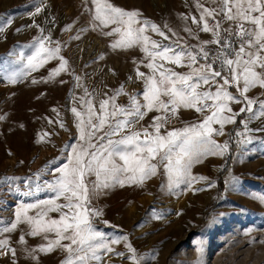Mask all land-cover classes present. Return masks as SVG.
I'll list each match as a JSON object with an SVG mask.
<instances>
[{
	"label": "snow or ice",
	"instance_id": "1",
	"mask_svg": "<svg viewBox=\"0 0 264 264\" xmlns=\"http://www.w3.org/2000/svg\"><path fill=\"white\" fill-rule=\"evenodd\" d=\"M91 2L95 6L94 21L103 27L117 25L104 33L107 36L120 35V39L110 45L113 49L135 46L144 53V60L140 63L149 72L140 71L139 66L136 68V79L142 81L143 91L129 93L121 84L118 89L110 90L111 94L103 93L97 106L96 94L89 93L85 88V96L78 98L79 108H71L76 118L77 143L65 145V162L51 169L54 175L52 182L44 181L45 190L54 193V196L34 203H21L14 211L13 220L7 223L0 221V234L13 232L20 224H27V235H43L47 243L27 249L36 260L38 253L61 249L65 253L61 264H105L103 257L107 254L126 258L132 264H142L145 257L137 254L127 236L108 238L95 228L93 217L102 216L103 213L101 209L91 206L92 199L104 189L117 184L121 187L125 184L142 185L157 173L161 163L173 186L185 184L190 188L192 183L208 179L193 176V164L201 162L208 155L223 156L228 151L227 141L220 144L214 139V136L224 134L226 124L236 123V117L241 113H247L249 120L264 119V99L247 95L252 88L264 89V0H219L216 8L204 7L198 0L199 19L192 16L191 22L197 25L200 32H210L213 36L211 40L199 41L198 45L181 44V38L168 25L161 27L142 18L139 10H125L108 0ZM41 11L38 6L36 13ZM210 20L213 23L210 24ZM224 22H229V27H223ZM12 23L11 18L3 20L0 33ZM165 29L177 38L172 40ZM184 30L196 35L190 27ZM149 31L162 40L152 39L147 34ZM46 41H50V35L38 37L31 45L35 50L27 57L23 52L18 53L19 61L27 60L29 71L58 56L60 47L48 48ZM210 45L216 46L214 52L208 47ZM59 59L61 63L53 70V77L67 70L68 61L62 56ZM168 65L187 67L189 71L178 72ZM26 74L18 71L5 79L16 83ZM75 79L79 81L80 77L76 76ZM128 80L134 82L131 76ZM33 83L36 81L33 80ZM232 87L239 95L229 91ZM121 95L128 97L126 105L117 103ZM233 103L243 104L239 113L233 112ZM180 108L210 114L204 115L203 120L197 123L168 128L169 121L177 116ZM148 112L159 115L153 116L152 123L144 126L140 122ZM0 119L4 117L0 116ZM49 123L53 121L49 120ZM58 123L60 127H65L63 120ZM241 123L246 133L264 132V128H249L248 121ZM49 135L44 133L41 141ZM251 139L247 137V142L251 143ZM52 164L49 161V165ZM36 176L39 178L40 173ZM91 176H95V180H90ZM15 179L5 177L0 183L8 184L11 190V183ZM31 179L25 185L28 190L21 193L23 196H31L34 188L40 190V184L33 185ZM230 183L236 187L239 178L232 177ZM208 186L214 185L210 183ZM257 198L264 202V194ZM61 199L63 203L58 202ZM32 210H35L34 215L29 214ZM51 212H58L59 218L50 217ZM49 233H54L55 239H49ZM121 242H124L130 255L125 256V253L113 247ZM19 243L26 244L25 235L20 236ZM193 243L198 245L197 252L203 251L202 242ZM6 254L15 257L16 249L4 236L0 238V255Z\"/></svg>",
	"mask_w": 264,
	"mask_h": 264
},
{
	"label": "rangeland",
	"instance_id": "2",
	"mask_svg": "<svg viewBox=\"0 0 264 264\" xmlns=\"http://www.w3.org/2000/svg\"><path fill=\"white\" fill-rule=\"evenodd\" d=\"M108 2L125 10H139L142 13V18H147L161 27L168 25L181 38V44L198 45L199 41H208L209 39V33L200 32L197 25L191 22L192 16L199 19L200 9L196 7L198 0H108ZM199 3L204 7L216 8L219 0L216 2L214 0H199ZM38 6L42 11L36 13ZM94 11L95 6L91 0H0V18H3L0 23L8 18L13 20L12 25L0 33V83L10 73L18 71L32 73L24 70L27 60L19 61L17 55L20 52H23L25 57L31 55L35 50L31 45L42 35H50V41L45 42L46 47L59 46L58 55L68 61L67 70H65L67 81L62 91L55 93L52 90L54 77L49 80L44 77L45 83L41 86L44 92L49 95L46 99L47 108L50 105L53 107L54 104L58 105L55 110V112L57 111L56 117L51 120L53 123H49V119H47L51 112H54L50 107L48 113H45L46 117H42V115L37 117L36 122H39L37 127L33 126L28 132L21 135L19 143L21 146L4 145L1 149L0 181H3L5 177L17 179L12 181L11 190L8 184L0 183V202L5 201L7 195L16 198L17 188L19 192L24 188L27 189L25 185L30 182L29 178H32L33 185L38 183L40 188L45 191V195L41 199L33 198L31 202L17 201L10 208L13 213L21 203H34L54 196V193L43 189V183L44 181H53L54 175L51 169L59 167L65 162V155L61 149L59 150V137H56L54 132L62 130L58 121L63 120L64 122L69 95L73 99L70 110L72 107L79 108L78 98L85 96V88L89 93L96 94L95 103L98 106L99 100L103 98V93L111 94L110 90L118 89L121 84H131L128 77L136 72L137 66L140 71L149 72V69L140 63L141 60H144V53L139 47L113 49L110 46L120 39V35L107 36L104 33L111 31L117 25L109 24L107 27H103L98 21H94ZM185 27H190L196 35L187 33L184 30ZM223 27H229V22H224ZM41 29L44 30L43 33ZM165 31L172 40L177 38L172 36L171 32H167V29ZM67 32H69L68 36L70 34L72 36L70 41ZM147 34L152 39L162 40L160 36L151 31ZM77 36L78 39L74 38ZM96 38L105 45V49L92 64H82L80 80L77 81L75 71H73L74 67H72L71 57L74 55H70L73 52L72 48L75 49L76 43L81 44L86 39L87 42H94ZM164 42L168 43L169 41ZM10 53L12 55H9ZM101 56L103 59H100ZM116 62L118 63V72H116L119 77L117 85L114 86L110 80L106 79L105 75L107 66H114ZM60 63L59 59L57 65L59 66ZM96 66L98 71L92 75V69ZM168 66L175 68L178 72L189 71L187 67ZM54 69L52 68L49 72L52 74ZM32 74L29 77L27 75L29 82L39 79L38 71H34ZM134 81L142 92L144 87L142 81L137 79ZM75 83L76 92L72 94ZM229 91L234 95H239L234 87L229 88ZM247 95L254 99H264V89L252 88ZM46 97L47 95H45ZM122 97L124 95L118 97L117 103L126 105L128 98L122 102ZM0 99L4 101L3 94H0ZM242 106L243 104H231L235 113H239ZM207 114L210 113L201 115L194 109L180 108L177 116L169 121L167 127L180 128L185 124L197 123L202 121L204 115ZM155 115H159V113L148 112L140 124L144 126L151 124ZM237 118H240V122L232 139L235 152L230 170L224 177L223 192L219 196L215 208L210 211L206 222H203L204 211L217 192V174L223 166L227 152L223 156L208 155L201 162L193 164L191 174L204 176L208 179L194 182L190 188L185 184H180L178 187L173 186L163 164H159L156 177L149 181L152 184L155 181L153 185L147 187L137 184L138 191H142L144 187L143 192H148L147 197L142 201L135 202V205L126 204L119 211L117 204H121V202L116 197L110 196L115 191L116 185L104 189L92 199L91 206L101 209L103 213L102 216L93 217L95 228L105 233L108 238L127 236L128 241L137 250V254L145 257L142 264H264V202L257 198L264 194V132L246 133L244 125L241 123V121H248V126L251 129L264 128V119L249 120L247 113H241ZM234 124H226L223 129L224 134L214 136V139L220 144L227 141L229 145L228 132ZM214 127L219 126L214 125ZM44 133L51 135L41 141L40 137ZM237 133L246 134L238 136ZM249 136L252 138L251 143L247 142ZM73 141L74 138L69 135L66 145L73 144ZM35 160L40 161L41 165L36 170H30V165ZM21 161L23 163H20ZM49 161H52L53 164L50 165L51 169L45 172L43 165L48 166ZM37 173H40L39 178L36 176ZM232 177L239 178L236 187L230 183ZM89 179L95 180V176H91ZM149 182L148 184H150ZM210 183L214 186L209 187ZM126 185L121 188H125ZM33 192L36 196L38 191L34 188ZM58 202L63 203L64 201L61 199ZM29 214L34 215L35 210L30 211ZM49 216L58 219L59 213L51 212ZM156 216L160 218H155ZM13 219V217L5 218L0 215V221L4 223ZM105 221L108 223L105 224ZM28 231L27 224H20L15 231L10 232L14 238L13 248L17 242L19 243L22 234L25 235L26 244L20 243L21 245L15 248L16 256L10 255V259L4 264H13V261L15 264H61L65 258V253L61 249H56L51 253H38V260L33 259L27 249H35L47 241L43 235H27ZM48 238L55 239V234L49 233ZM194 241L202 242V252H197L198 245L194 244ZM113 247L116 251L125 253V256L130 255L124 242L113 245ZM103 259L105 264H132L128 259L112 254L105 255ZM0 264L3 263L0 262Z\"/></svg>",
	"mask_w": 264,
	"mask_h": 264
},
{
	"label": "bare ground",
	"instance_id": "3",
	"mask_svg": "<svg viewBox=\"0 0 264 264\" xmlns=\"http://www.w3.org/2000/svg\"><path fill=\"white\" fill-rule=\"evenodd\" d=\"M68 35H69V32H67V37H69V41H70L72 39V36L71 34L70 36ZM76 45L77 46L75 47V49L72 48L73 52H71L72 51L71 50L70 51L71 54L69 53L70 55H74L71 58L73 61L72 67H74L73 71H75V77L80 75L81 67L83 63L92 64L95 60L99 58L100 54L105 49V45L101 41H99L97 38L94 39V42L92 41L87 42V39H86L83 43L81 44L76 43ZM59 57L60 56L58 55L56 58L48 59L46 60L45 63H43L42 66H38L35 70L30 71L32 73H34V71H38L39 76L37 77H39V79L35 80L36 83H33V81L31 82L28 81V77L29 75L30 76L33 75L32 73H28L27 74L28 77L27 75H24L16 83H11L5 78L2 79V82L0 83V94L1 95L3 94L4 101L0 99V104L2 102V104L0 105V116H3L4 119H0V152L4 145H8L11 147L21 146V144L19 145L21 135L28 132V130L31 127L33 126L37 127V124L39 123V122H36L37 117L41 115L42 117L43 116L46 117L45 113H48V111L50 110V107L53 108V110H57V106H58L57 104H54V107L53 105H50V107L47 108L46 99L49 97V95L44 92V89L41 86L45 83V78L47 80H49V78L50 79L53 78V76L51 75L49 71L52 68L54 69L56 66H58L57 63L59 62ZM117 69H118L117 62L115 63L114 66H107L106 68L105 77L107 80H110L114 86L117 85V80H118L117 78L119 77V76L117 77L118 75ZM24 70L29 71L28 66H26ZM97 71H98V67L96 66L92 69L91 74L95 75ZM42 77L43 78L45 77L44 80ZM131 77H133V81H134V79H136V72H133L131 74ZM54 79L55 81L53 82L52 90L55 93H59V91H62L64 87L66 86L67 78L65 75V71H61L58 75H55ZM124 85H125V90L129 93L140 92L139 86L137 85L135 81L131 82V84L124 83ZM73 90L74 91L72 94L76 92V83L74 84ZM45 95H47L46 98H45ZM127 98H128L127 96H124L121 98V101L122 102L124 100L126 101ZM72 100L73 99L69 95V99L67 101L68 108L66 109V113L64 115V122H65L66 127L62 128V130H60L59 132H54L55 136L59 137L58 139V142L60 144L59 150L61 149V152L64 153V155H66V152L63 151V149L65 145L67 144L69 135H71V137L74 138L73 144L77 143V137H78V130H77L76 124L74 123L75 121L74 114L70 110V105H72ZM56 112L55 111L51 112L52 116L50 115L49 117H47V119L53 120L56 117L55 116ZM39 165H41L40 161L38 160L33 161V163L30 165V170H36L39 167ZM43 168H45V172H47L51 169V166L43 165ZM156 174L152 176L151 178L146 179L143 182L142 186L148 187V186L153 185L155 181L153 182V184L152 182L150 183L149 181H151L152 178H155ZM148 182L150 184H148ZM43 189H45V186L43 187ZM114 190L115 191L111 193L110 196L113 198L116 197V199L121 202V204H117V206L119 207L117 209L118 211L126 204L135 205V202L142 201L143 199L147 197V194H148V192H143L144 187L142 191L140 190L138 191L137 184H127L125 188H121V186L116 185V189ZM24 191H27V189L24 188L21 192H18L16 198L10 197L9 195H7L5 197V201L0 202V215H3L5 218H8V217L14 218V215H13L14 213L11 211L10 208L17 201L31 202L33 198L41 199L45 195V191H43L41 188L37 192L36 196L34 192L31 196H27V197L23 196L21 193ZM118 221L119 223H121L119 219ZM4 236H7L10 239L11 246L13 247V243H14L13 236H11L10 233L0 234V238H3ZM20 245L21 244L17 242L14 248ZM9 259H10V254L0 255V262L3 264Z\"/></svg>",
	"mask_w": 264,
	"mask_h": 264
},
{
	"label": "trees",
	"instance_id": "4",
	"mask_svg": "<svg viewBox=\"0 0 264 264\" xmlns=\"http://www.w3.org/2000/svg\"><path fill=\"white\" fill-rule=\"evenodd\" d=\"M239 120H240V118L236 119V123L233 125V127L228 132L229 148H228V151L224 157L223 166L217 174V192L215 194V197L213 198V200L209 204V206L204 211L203 222H206L210 211L213 208H215V206L217 204V200L223 192L224 177L227 175V173L230 170L231 161H232V158H233V155L235 152V147H234L232 139H233V135H234L235 130L239 128V122H240Z\"/></svg>",
	"mask_w": 264,
	"mask_h": 264
},
{
	"label": "built area",
	"instance_id": "5",
	"mask_svg": "<svg viewBox=\"0 0 264 264\" xmlns=\"http://www.w3.org/2000/svg\"><path fill=\"white\" fill-rule=\"evenodd\" d=\"M211 23H213V21H211L210 20V24ZM211 39H213V36H212V34L209 32V39L208 40H211ZM239 42L237 41V44H238ZM213 52L215 51V47L216 46H214V45H210V46H208Z\"/></svg>",
	"mask_w": 264,
	"mask_h": 264
}]
</instances>
